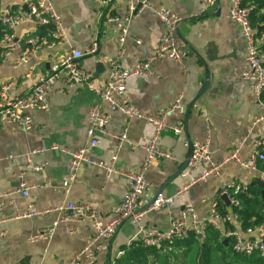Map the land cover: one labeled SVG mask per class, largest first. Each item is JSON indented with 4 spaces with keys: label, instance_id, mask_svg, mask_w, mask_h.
Masks as SVG:
<instances>
[{
    "label": "crops",
    "instance_id": "1",
    "mask_svg": "<svg viewBox=\"0 0 264 264\" xmlns=\"http://www.w3.org/2000/svg\"><path fill=\"white\" fill-rule=\"evenodd\" d=\"M147 1L150 6L137 11L128 20L127 34L120 46L117 28L107 22L105 16L111 14L121 20L126 18L128 0H112L107 6L94 0H49L59 17V26L51 32L41 30V25L30 19L16 24L12 30V41L5 39L1 45L11 50L0 59V85L10 83L8 98L23 96L61 56L72 49L84 51L95 45L98 50L95 56L84 54L78 61L81 67L94 73V85L103 87L112 61L122 67H131L153 53L165 26L152 7H166L181 15L175 42L184 53L182 60H155L151 75L126 81V94L129 105L144 114L156 116L178 96L186 109L207 79V89L190 108L187 132L184 130V113L182 117L178 113L167 115L166 121L171 124L182 119L183 130L179 134L171 129L161 132L159 146L173 158L158 159L148 165L145 176L153 189L140 196L139 205V209L144 207L161 189V194L172 197V201L159 210H145L141 219L144 227L167 230L171 220L190 207L197 216L199 228H202L210 216L212 205L216 202L218 206L217 197H221L219 192L224 185L232 182L247 185L254 177L264 179V172L259 169L250 171L226 162L218 175L197 182L176 195V190L189 176L183 178L179 174L166 181L187 154L188 146L184 145V140L207 139L212 158L217 162L223 161L241 143L240 155L246 159L255 149V143L264 139V111L252 94L250 82L241 76L247 65V44L239 24L229 15V0H217L215 7L206 12H201V0ZM4 10L25 13L27 5L22 0H0V13ZM28 39H33V44L28 43ZM43 39L52 44L38 46L37 43ZM121 47L123 52L119 55ZM25 51L30 52L29 59L16 65ZM96 60L103 63V70L98 73ZM59 85L60 82L47 94V110L27 111L32 118L29 129L16 123L0 124V193L14 189L20 183L42 184L29 189L27 196L16 193L11 202L0 198V219H3L0 221V264H68L91 232L88 221L75 223V232L69 233L64 230L69 222L62 220L63 211L33 218L12 217L24 210L28 203L42 209L74 202L92 205L101 220H108L126 192L128 181L125 173L138 170L143 163L145 151L142 146L154 129L151 122L129 118L120 110H110L91 89L72 87L60 93L55 91ZM93 107L111 115L104 133L95 134L98 143L90 148L93 159L110 163L115 136L124 129L131 144L123 147L114 161L119 173L107 176L103 169L83 163L66 187L63 182L68 178L69 155L62 148L74 151L89 144L88 113ZM52 145L58 149H50ZM38 148L45 150L32 153ZM33 165H42V168L35 169ZM221 200L226 209H230ZM191 220V212H188L187 222ZM232 223L241 231L236 222ZM51 227L53 231L48 240H27L29 234ZM217 227L224 231L223 223L219 222ZM136 231L137 227L130 220H123L116 235L102 241L93 264H116L121 247H128L135 241Z\"/></svg>",
    "mask_w": 264,
    "mask_h": 264
},
{
    "label": "built area",
    "instance_id": "2",
    "mask_svg": "<svg viewBox=\"0 0 264 264\" xmlns=\"http://www.w3.org/2000/svg\"><path fill=\"white\" fill-rule=\"evenodd\" d=\"M95 2L107 6L112 0H94ZM230 8L229 15L236 21L241 29L242 36L247 44L246 52V67L242 71V78L250 82L252 94L256 101L261 104L264 111V31L257 33L252 26L249 15L252 7L243 5V0H229ZM27 5L25 13L21 11L4 10L0 13V59L9 54L11 48L2 47L4 40L12 41L13 27L23 19L33 20L40 25L52 24L55 29L59 26V17L54 10L49 0H22ZM217 0H201V12H206L215 7ZM150 6L147 0H128V16L121 20L116 15L107 14L105 20L113 23L117 28V41L120 46L125 40L127 34V22L142 8ZM155 15L162 21L165 26L164 32L159 36L157 45L153 53L145 59L137 61L131 67H122L118 62L112 61V68L103 87L94 85V73L80 66L78 59L84 54H91L96 51L95 45H91L84 51L72 49L68 54L60 57L50 68V71L40 76L35 85L25 95L8 98L7 90L10 83L0 85V124L16 123L29 129L31 127L32 118L27 112L30 109L47 110L48 109V92L58 83L60 85L55 91L64 93L66 88L86 87L94 91L101 101L108 106L110 110H120L129 118H138L151 122L154 125L153 132L150 134L147 142L142 146L145 151L143 163L136 171L125 173L128 181L127 189L119 201L113 208V215L108 220H101L94 207L88 203L66 202L46 208H35L32 203H28L24 210L15 214L12 218H33L45 216L48 213L55 211H63L65 215L62 220L69 222L65 226V231L69 233L75 232V223L88 221L91 227L90 234L86 237L84 245L72 255L68 264H93L96 261L97 253L101 249L102 241L112 237L116 228L123 220H130L136 227L135 240L142 242L147 246L159 247L165 241L171 240L174 237L186 238L189 232H196L202 236L203 227L199 228L197 216L194 210L190 207L182 210L178 217L173 218L167 230L160 231L151 227H144L141 219L146 211L159 210L165 207L172 201V197L163 196L161 193L156 196L154 201L146 209L139 211L140 196L145 191L153 189V185L147 180L145 171L148 165L158 159L173 158V155L163 150L159 146V138L161 132L165 129H171L174 133L179 134L183 130V120L179 119L176 123L171 124L166 121L167 115L178 113L181 117L184 113L185 106L182 104L181 97L178 96L169 106L161 109L156 116H151L136 110L128 104L126 94V81L130 78L148 76L153 73L152 63L157 59L169 58L175 61H181L184 53L180 52L175 42V32L179 23L182 20L181 15L173 12L166 7H152ZM57 37V35H55ZM28 43L33 44V39H28ZM52 42L40 40L37 45L50 46ZM123 52L122 47L119 50V55ZM30 52H23L16 65L27 62ZM110 113L104 112L96 107L89 110V124L87 134L90 137L89 144L82 146L77 150L68 151V178L63 182L64 186H68L70 180L74 177L75 171L83 163L93 165L103 169L107 176L113 173H119L114 166V161L118 152L130 145L131 142L127 135V130L124 129L120 134L115 136L113 143V154L110 163L96 161L90 156V148L97 145L98 138L96 133H104L105 127L110 120ZM184 145L188 146L189 141L184 140ZM241 143H238L223 159L217 162L212 158V152L207 139L202 141H191V154L187 166L180 172L183 178H189L176 190V195L185 192L190 186L197 182L205 181L210 176L219 174L223 163L232 162L236 165L246 168L250 171L259 169L258 163L264 162V139H260L255 143V149L246 158L243 159L240 155ZM50 149H58L52 145ZM44 148H38L32 153L44 151ZM201 167V170L198 169ZM32 168L40 169L42 165H33ZM198 171V172H197ZM195 172V173H194ZM194 173V174H192ZM42 184H25L20 183L18 187L0 193V198H7L10 202L16 193H21L23 196L28 195L29 189ZM239 186L232 182L224 185L220 190V194H226L230 203L238 204L233 195ZM219 196V195H218ZM188 212H191L192 220L187 222ZM11 218V217H10ZM3 219H0V221ZM236 215L232 212L225 216H221L216 207V202L212 205L211 213L205 224L217 226L219 222H236ZM56 222L54 223V225ZM53 228L40 229L37 232L29 234L27 240L35 242L39 240H48L52 235ZM234 240L233 250L241 254H250L254 250H258L264 258V222L254 228H248L245 232L236 230L228 231ZM123 251H120L118 256ZM21 264V263H19Z\"/></svg>",
    "mask_w": 264,
    "mask_h": 264
},
{
    "label": "trees",
    "instance_id": "3",
    "mask_svg": "<svg viewBox=\"0 0 264 264\" xmlns=\"http://www.w3.org/2000/svg\"><path fill=\"white\" fill-rule=\"evenodd\" d=\"M243 5L252 7L249 19L257 33L264 31L258 29L264 26V0H243ZM258 167L264 172V162H259ZM237 185L233 197L238 204L231 203L227 210L219 195L216 207L221 216L229 212L236 215V223L245 232L264 222V179L254 177L250 184ZM260 204H263L261 210L258 209ZM223 226L224 231H221L217 226L205 224L202 236L192 231L186 238L174 237L159 247L135 240L128 247H121L123 253L117 257L116 264H264L258 250L250 254L235 252L232 248L234 240L226 233L236 227L229 222Z\"/></svg>",
    "mask_w": 264,
    "mask_h": 264
},
{
    "label": "water",
    "instance_id": "4",
    "mask_svg": "<svg viewBox=\"0 0 264 264\" xmlns=\"http://www.w3.org/2000/svg\"><path fill=\"white\" fill-rule=\"evenodd\" d=\"M40 29L41 30L47 29V30H49L51 32L55 31V27L52 24L41 25ZM258 29L263 30L264 26H259ZM97 53H98V50L94 51L91 55L95 56ZM95 70H96V73H98L100 70H103V63L101 61H99V60L95 61ZM207 86H208V81L206 79L205 82H204L203 87L200 89V91L197 93V95L193 98V100L188 104V106L185 109V112H184V130H185V132H187V130H186L187 118H188V115H189L190 108H191L192 104L205 92V90L207 89ZM190 154H191V142L189 141L187 154H186L183 162L181 163L180 167L167 179L166 182H169V181L173 180L174 178H176L177 176H179L180 172L187 166ZM160 193H161V189H158L155 192V194L152 197V199L144 207H141L139 209V211L146 210L150 206V204L154 201L156 196L159 195ZM221 198L225 201V203L228 206H230V200L228 199L226 194H222ZM262 207H263V204H260L258 209L261 210ZM120 226H121V224L116 228V231L114 232L112 237H114L116 235V233H117L118 229L120 228ZM198 236L200 237V234H198ZM223 242L226 243L225 240ZM108 259H110V256L108 257Z\"/></svg>",
    "mask_w": 264,
    "mask_h": 264
},
{
    "label": "rangeland",
    "instance_id": "5",
    "mask_svg": "<svg viewBox=\"0 0 264 264\" xmlns=\"http://www.w3.org/2000/svg\"><path fill=\"white\" fill-rule=\"evenodd\" d=\"M120 264H124V262L123 263H120Z\"/></svg>",
    "mask_w": 264,
    "mask_h": 264
}]
</instances>
